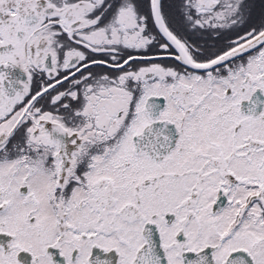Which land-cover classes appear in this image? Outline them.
<instances>
[{
    "label": "flooded vegetation",
    "instance_id": "flooded-vegetation-1",
    "mask_svg": "<svg viewBox=\"0 0 264 264\" xmlns=\"http://www.w3.org/2000/svg\"><path fill=\"white\" fill-rule=\"evenodd\" d=\"M161 15L199 64L264 32V0H161ZM180 56L152 0H0V112L22 107L0 163L20 153L39 186L19 188L22 242L0 221V264H264V183L249 174L264 41L205 71ZM10 204L0 185V214Z\"/></svg>",
    "mask_w": 264,
    "mask_h": 264
},
{
    "label": "rangeland",
    "instance_id": "rangeland-1",
    "mask_svg": "<svg viewBox=\"0 0 264 264\" xmlns=\"http://www.w3.org/2000/svg\"><path fill=\"white\" fill-rule=\"evenodd\" d=\"M251 70V82H252V88L256 85H259V82L257 81V78L259 75L264 73V65L260 64H251L250 66ZM191 79L192 81H189ZM194 77H189L185 80H182L180 84L172 85V99L169 103V111L172 112L174 109L177 111L178 106L180 105L179 102L176 101L178 98L177 91L178 89H183L186 86L187 83H194ZM241 83V81H240ZM240 83L237 84L234 83L232 86L233 88H240ZM218 88L220 91L224 90V86L219 83ZM231 98H224L222 95V92H219V101L218 104L220 105H228L230 104ZM22 112L21 109L11 113V114H4L3 111L0 112V118L2 119V123H0V130L3 128L10 129L13 124L16 122V120L19 118L20 114ZM5 120V121H4ZM26 124V123H25ZM251 128L254 129V124H251ZM264 128V124L261 125V129ZM15 137H19L20 133L19 130L14 135ZM7 150L5 153H8ZM261 166L257 167L254 164H252V167L250 168V179H259L261 183H264V152L260 154ZM10 160L9 161H3L0 163V185L7 186L10 190V208L7 212L0 214V221L4 219V216H9V219L7 220V225L9 227L10 232L13 233L15 238V243L22 242V195L19 193V188L22 186V184H30L32 186V189L34 187H39L36 183L31 182V178H35V171L33 170V167H28L26 165L22 164V156L18 152L10 153ZM258 159V157H257ZM256 159V162H257ZM203 163L202 160H195L194 165L191 167L199 168L200 165ZM43 194V193H42ZM35 197L34 191L30 195H27L25 199L27 201L33 200ZM15 203V204H14ZM28 212L31 211V209H27Z\"/></svg>",
    "mask_w": 264,
    "mask_h": 264
},
{
    "label": "water",
    "instance_id": "water-1",
    "mask_svg": "<svg viewBox=\"0 0 264 264\" xmlns=\"http://www.w3.org/2000/svg\"><path fill=\"white\" fill-rule=\"evenodd\" d=\"M152 10H153V17L155 21L156 28L158 31L164 35V37L171 43V45L177 50L178 53L181 54L180 57H177V59L184 63V65L188 66L189 68L193 70H198V71H205V70H210L216 66H219L227 61H229L231 58L238 56L239 54L244 53L245 51H248L249 49H252L256 47L257 45L261 44V42L264 41V32L261 33L257 38L253 39L252 41L245 43L242 46H239L229 52H227L225 55L222 57L217 58L216 60L207 63V64H199V63H194L192 61H189L186 57H182V52L179 47V43L175 40L173 35L169 33L164 25H163V20H162V15H161V0H152ZM258 93H256L252 100L248 102V105L253 106V105H258L260 95L257 97ZM257 97V98H256ZM156 102L157 104H162V99L160 98H154L150 99V103ZM14 128H11L10 130H4L2 133H0V147L7 142L8 138L11 136L12 131Z\"/></svg>",
    "mask_w": 264,
    "mask_h": 264
}]
</instances>
